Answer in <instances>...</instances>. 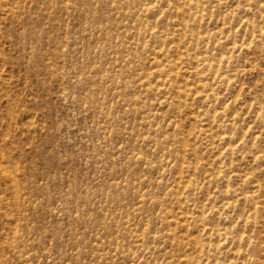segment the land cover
Wrapping results in <instances>:
<instances>
[{"label":"rangeland","instance_id":"374dc122","mask_svg":"<svg viewBox=\"0 0 264 264\" xmlns=\"http://www.w3.org/2000/svg\"><path fill=\"white\" fill-rule=\"evenodd\" d=\"M0 264H264V0H0Z\"/></svg>","mask_w":264,"mask_h":264}]
</instances>
